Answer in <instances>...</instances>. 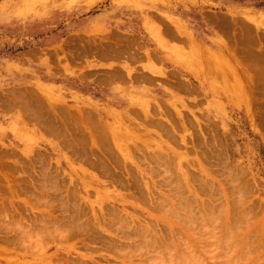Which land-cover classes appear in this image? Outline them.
Instances as JSON below:
<instances>
[{
    "label": "rangeland",
    "instance_id": "rangeland-1",
    "mask_svg": "<svg viewBox=\"0 0 264 264\" xmlns=\"http://www.w3.org/2000/svg\"><path fill=\"white\" fill-rule=\"evenodd\" d=\"M213 15L227 21L228 29L222 30L212 26L207 17ZM147 21L153 28L147 26ZM181 33L188 34L193 44L199 48L198 50L203 51L207 48L216 54L220 52V48L215 44L230 40L233 34L239 38L255 36L261 45L256 43L249 47L264 48V0H0V152L12 153L14 151L12 159L22 160L23 163H27L28 158L37 160L42 157L45 162L47 161L46 164H51L50 168H53L50 170L51 174L59 167L57 171L62 175L58 172L56 174L59 178L61 194H67L62 196L57 193L53 198H55L54 201L59 202L61 195L62 200L70 207L58 208L53 215L56 212L58 214L55 215L59 217L67 214L65 209L67 207L70 209L74 201L78 204L77 207L80 206L85 219L91 216L92 211L91 204L88 203H92L91 206L95 205V213L100 215V211L108 213L113 208L119 210L126 208L129 212H137L140 216L138 220L142 223L148 221L151 225H154L153 223L158 225L156 236L162 239L157 248L158 257L154 253L156 251H149V253H144L145 258L162 264V259L167 261L171 256L167 250L165 253V249L173 245L169 243L179 241L180 245L177 248L179 252L176 251L181 255H178V263L187 264L188 261L190 264V255H184L187 249L185 247L189 242V246L194 249L195 253L202 257L203 263L200 259L198 260L202 264H223L225 257L222 254H216L217 258L221 257L219 260L212 259L210 250L216 246L211 247L205 243V239L209 241V238L201 237L202 227L190 222V225H185L183 222L189 216L186 207L190 204L187 205L186 202L192 201L193 215L191 216L196 221L203 216L201 202L206 203L211 201L208 199L216 197L223 203L219 183L224 182L225 173L222 171L223 168L218 158L207 156L209 158L207 161V157L202 158L200 152L198 155L195 152L196 148L206 153L207 147L202 136L198 135L200 129L196 121L192 119V115H197L201 122L203 121L201 128L204 130L202 132H209L207 135L210 138L209 141L214 133L215 137L218 135L217 140L220 138L218 141L223 144L226 137L224 135L231 130L227 137L228 142L231 141L230 136L234 137L233 141L237 142L232 143L231 152L233 154H231L232 156L237 154L235 159L237 158L245 166L251 181L254 182L256 195L251 197L256 199L258 196L261 200H264V134L262 131L254 130L255 127L251 125L244 104L237 98V95L234 96L235 91L229 93L230 91L224 90L233 85V81L227 70L219 67L222 63L217 62L219 65L215 66L220 74H210L212 73L209 68L211 66L204 58L205 51L199 54L193 50L191 43L181 42ZM102 46L108 51L109 56H103L96 51ZM116 51H120L119 56H114ZM173 60H177L180 66ZM105 76H112L113 80L99 82L100 78ZM212 84L216 85L215 90L217 91L214 87L211 88ZM219 90L222 92H218ZM26 99L31 101L28 103L29 106L25 107L24 100ZM236 99L237 103H235ZM54 102L62 111H70L74 115L70 116L68 125L77 135H87L85 130L83 133L81 123L75 118L78 111H90L96 114L105 127L115 128L124 136L132 132L125 140L128 144L136 142L137 147L134 148L131 145L130 149L134 157L128 158L127 161L125 159L126 163L120 156L108 158L112 165L108 166L112 167L110 168L111 173L121 180L123 187L119 188L122 192L124 190V193L129 190L126 186L129 183L128 180L131 183L139 181L141 192L148 190V187L147 190L144 187L149 183L152 196L145 198L147 200L144 205V208H147L145 211L132 206L128 201L126 204L116 202L114 198H110L113 194L107 196L114 187L105 186L102 183L103 179L97 178L101 183L100 187L88 182L83 173V168L86 167L79 162L78 153L67 146L60 136H57L59 129H51L49 125L43 124V118H47L46 122H49L48 117L53 118L51 105ZM126 109H129V116L124 118V121L115 119L118 114L123 115L122 112ZM158 109H162L166 116L161 118L162 125L151 127L156 132H145L143 127L139 126L143 121L144 112L142 111L158 113ZM178 111L188 119L187 130L179 124ZM59 123L58 119L57 125ZM122 127L125 129L121 130ZM221 129H226L227 132L223 131L225 132L223 134ZM183 139H186V142ZM107 141L111 147L116 148L114 142L111 144L108 138ZM82 144L89 147L91 141L86 137V141ZM158 154L161 156L158 160L151 159L149 156H146L148 158L145 160L143 156ZM96 156L92 159H99L98 155ZM119 163L122 165L120 166ZM210 164H218L219 167L221 165V168H212L215 175L209 167ZM37 165L39 166L38 163ZM149 168H152V171ZM36 169L39 170V167ZM88 170L90 171L89 168ZM135 171L137 174H133L136 173ZM33 174L31 173L32 176ZM13 175L11 179L15 180L17 174ZM183 177L187 179L188 188H186V180ZM141 178H147L146 182H149L144 183L145 179L141 180ZM106 179L111 180L112 178ZM170 179L176 181L179 179L177 183L180 182L182 186L180 189L186 192H184V197L189 195L188 199L191 200L194 196L193 200L186 201L180 198L181 202H179L175 196L171 195L173 198L171 203L165 201L162 207L156 206L157 203L153 205L150 200L154 199L158 202L156 199L164 196L162 192L169 194L176 191L169 186L168 180ZM69 181L71 183L67 185ZM209 185L212 186L211 189ZM154 186L160 188L161 194ZM62 187H67V189H61ZM202 187L204 188L201 189ZM97 189L98 192L95 191ZM26 190L30 191V189ZM72 191L80 192L78 193L80 196L76 193L73 199ZM195 196L198 197L194 199ZM6 197L5 208L0 209V225L3 226L2 229L0 226V264H33L39 262V258H42L44 263L60 254L70 252L66 245L58 242L52 244V240L47 241V239L42 245L37 244L35 248L33 247L37 256L20 252L19 248L15 251L16 245L14 244V248L10 246L11 244L8 245L11 248L7 247L8 250L5 239L15 238L14 235L19 232L15 230L17 227L20 228L19 223L22 224L24 221L25 225L31 221H41V217L47 218L49 207L41 203V205L34 204L31 208V206H25L15 195L7 194ZM16 201L18 204L15 203ZM215 213H218L219 217L224 214L219 209ZM107 215L104 214L106 218ZM7 228L15 233L11 234L14 237L9 236L12 232H8ZM6 231L8 235L5 234ZM193 238L200 243L195 245ZM4 246L7 250L3 248ZM40 248L42 252L44 250V254L37 250ZM196 248H199L200 250H197L200 252ZM28 250L30 252V249ZM161 251L163 252L160 256ZM71 255L77 256L76 252ZM96 259L101 264H108L107 260ZM174 260L177 262V254ZM25 261L28 262L25 263ZM108 261L109 264H121L120 259L112 257Z\"/></svg>",
    "mask_w": 264,
    "mask_h": 264
},
{
    "label": "bare ground",
    "instance_id": "bare-ground-1",
    "mask_svg": "<svg viewBox=\"0 0 264 264\" xmlns=\"http://www.w3.org/2000/svg\"><path fill=\"white\" fill-rule=\"evenodd\" d=\"M207 19L209 20L210 24L217 29L224 30V29H228V27H229V23L227 21H225L223 19H218L215 15L208 16ZM147 26L149 28L150 27L153 28L152 26H150L148 21H147ZM257 26H259L258 23H257ZM243 37L244 36L239 38L235 34H233V36L230 40H227V41L225 40L223 42L216 43L215 46L220 48V52L219 53L217 52L218 54H216L215 52H213L211 50L209 51L207 48H205L203 51L198 50L199 48L193 44L192 40L190 39V36L186 33L182 34L181 42H183L184 44H186V43L190 44L191 43V45L194 47L193 50H195V52H197L199 54H201V52L204 53V51H205L204 58L206 59V62L209 63L208 65L211 66V67H209L212 71V73H210V74H214V75L220 74V72H217L218 68L216 69L215 66H216V64L219 65V63H217V62L222 63L221 65H219V67H224L227 70V73L230 75V78L233 81V85H231L230 87L225 86L227 88H224V90L230 91L229 93H231L233 90L235 91L234 96L237 95V98H239L240 101H242V104H244L246 113L250 117L251 125L253 128L255 127L254 130L255 131H262V133L264 134V129H263L264 128V48L259 47L257 49H252L251 47H249L252 44L257 43L259 46L261 45L260 42L258 41L259 39H257L255 36H247L246 38L245 37L243 38ZM252 37H254V38H252ZM179 39H180V37H179ZM124 44L127 45V43H124ZM96 51L100 52L103 56H109L108 51L103 46L97 48ZM119 52L120 51H116L115 55L114 54L113 55L119 56L118 55ZM173 61L176 64H178L176 62L177 60H173ZM214 68H215V70L213 71ZM111 80H113L112 76H109V77L105 76V77L100 78L99 82L103 81V83H104V82H108ZM209 83L211 85V81H209ZM213 87L215 90L216 85L214 86V84H212L211 88H213ZM222 90H219L218 92L221 93ZM215 91H217V90H215ZM236 92H237V94H235ZM224 93H225V91H224ZM227 95H228V92H227ZM14 96H17V95H14ZM229 96H227V98L231 97V96L230 97ZM30 101L31 100H28V99L24 100V102H26V105H24V106L25 107L29 106L28 103ZM126 101L128 102V100H126ZM233 102L234 101H232V103ZM237 102L238 101L236 99L235 103H237ZM27 109H29V107ZM51 110L53 112V118L51 119L50 117H48L49 122H46L47 118L42 117L44 120L43 124H45V126L49 125V127L51 129H59L57 131L59 133V135H57V136L58 137L60 136L61 139H63V141H65L67 146H69L70 148H72L74 151H76L78 153V155L80 157L79 162H82L83 165L86 167V168H83V173L87 177L88 182H90L92 185L95 184L98 187H100L101 183L98 182V179H103L102 183H104L105 186L109 185V187L112 186L115 188V189L113 188V191L110 192V194L107 196H111V194H113L110 198H114V200L116 202L118 201V202H121V204H123V203L126 204V202L128 201V203H130L132 206H134V207L136 206L138 209L145 211V209H147V208H144V205L147 202V200H145V198L146 197L150 198V196H152L150 194V193H152V191H151L152 189L149 190V186H148L149 181L146 182L147 178L146 179L143 178V179H145L144 183H148V184H146V187H144L145 189L148 187V190L146 189L147 190L146 192H141V187H140V184L138 183L139 181L138 182L135 181V183H133V182L131 183V181L128 180L129 183L126 186L129 188V190L127 191V193L126 192L124 193V190L122 192L121 189L119 188V187H121V188L123 187L121 180L118 177H116V175L114 173H111L112 167H109L111 165V163L109 162L108 158L110 159L113 157L120 156L121 158H123L124 162L126 163L128 158L132 159L134 157V155H132L133 152H131L130 149H131V145L134 148L137 147L136 142L128 144V142H126V140H125V138H128V136L132 132L130 131V133L128 135L124 136V135H122V133L117 131L115 128L105 127L104 124L99 120V118L97 117L96 114H94L90 111H84V112L78 111L75 118L81 123L83 133H85L84 132V130H85L87 132V135H85V134L77 135L76 133H74V130H72L70 128V125H68V123H69L68 120H69L70 116H74V115H72V113L70 111H66V110L62 111L60 109V107H58L55 102L52 103ZM122 113H123V115L118 114L117 118H115V119H117L119 121L120 120L124 121V118H127L129 116V109L124 110ZM142 113H143V121H142V123H140L139 126L143 127V130L147 133L156 132V130L152 129L151 127H157V126L162 125L161 118L166 117L163 114L164 112L162 109H158V113H149L147 110L142 111ZM191 113H192V111H191ZM177 115H178L179 120H180V122H179L180 126L184 130H187L186 129V123L188 121L187 117H185V115H183V113H181L180 111H178ZM58 119H59L60 123L57 125ZM130 119H132V117ZM192 119H194L196 121V124L198 125V127L200 129L198 135L202 136L204 144L207 147V150H206L207 154L205 153V151H199L196 148H195V152L197 153V155L200 152L201 153L200 155H202V158L203 157L205 158L207 156H209V157L215 156L216 159L218 158L219 162L221 163L222 168H223L222 171L225 173L224 182L219 181L220 182L219 188L221 189V192L220 191L219 192L222 193L221 196L223 199V203H222V200L220 201L216 197H213V198L210 197L211 199H208V200H211V201H208L206 203L200 201L201 202L200 207L202 208V215L203 216L200 217L198 219V221H196V219H193V217L191 216V215H193L191 212V209H192V201L191 200H193L194 196L192 197L191 200L188 199L189 198L188 194H186V195H188V197L187 196L184 197L186 192L184 191L185 192L184 193L181 190L182 186H181L180 182L177 183V181L179 179L177 181L171 180V179L168 180L170 183L169 186L172 187L173 190H176V191L169 193V194H165V192L163 194V192H162V195H164V196L160 199L157 198L156 200H158V202H156L154 199L150 200V202L151 203L153 202V205H154V203L155 204L157 203L156 206L159 205L160 207H162V205H163V203H165V201H169L170 203H171V201H173L172 196H175L176 197L175 199H178L179 202H181L180 198H183L186 201H188V200L191 201L190 203H188V202L185 203L187 205L190 204L189 207H186L188 209L189 216L183 222L185 225L186 224L190 225V223L191 224L195 223V225L198 224L199 227L200 226L202 227L203 232H202V234L200 233L201 237L203 238V236H206L207 238H209V241H206L207 239H205V243L211 247L216 246L212 250H210V253L212 254V257H213L212 259L219 260L221 257L218 256V258H217L216 254H222V255H224L223 257H225L223 264H264V200L263 199L261 200V198H259L258 196L256 199L251 197L253 195H256V193H255L256 187L254 185L253 180L251 181L249 173H248L247 169L245 168V166L242 163H240V161L237 158L235 159V157L237 155L236 152H235L236 155L232 156L233 152H231V149L233 148L232 143L235 142V141H233L234 137H231V136H230L231 138L229 137V139H231V141H230L231 143L228 142V139H227L228 134L231 132V130L229 129L230 132H228V134L224 135V137L226 136L225 140H223L224 143H223V141H221L223 144H221L218 141L220 138L217 140L218 135H217V137H215L214 133H212V132H211L212 133L211 141H209L210 138L207 136L209 132L208 133L206 131L202 132V130H204L203 128H201L203 121L201 122V119H199L197 117V115H192ZM58 126H60V128ZM124 129L125 128L122 127L121 130H124ZM221 130H222V133H223V131H226V129L225 130L221 129ZM85 136L88 139H90V141H91V146H89V147L88 146L85 147L82 144L83 142L86 141ZM107 138L109 139L111 144L114 142L116 148L111 147L108 144ZM183 140L186 142V139H183ZM98 141L100 142L99 144L97 143ZM235 143H237V142H235ZM93 144H97V145L94 146ZM96 155H98L99 159H97V160L92 159ZM12 156H14V151H12V153L11 152H0V177L2 178L0 180V209L4 210V208H5L4 202H5V200H7L6 196L8 194L10 196L15 195L19 200H21V202L25 206H31V208L34 206V204H40L41 205V203H43L45 206L48 205L49 212H48L47 218L41 217V219H42L41 221H36L34 218L33 219V220H35L34 222L31 221L30 223H27L25 225L23 224L24 221L22 224L19 223L20 225L16 223L20 227V228L17 227L15 229V230L19 231V232L17 231L18 235L17 234L14 235L15 236L14 239H10V238L5 239V242L7 243V244L5 243L7 245L6 248L10 244H11L10 245L11 247L16 245L15 246L16 249H14L15 251H17V248H19L20 252L23 251V253H29V254H33V255L37 256L38 254L35 253V250H34L35 245H37V244L42 245L44 240L47 239V241L52 240V242H51L52 244L55 242H58L59 244L66 245L70 252L66 253V254H60V255L56 256L55 258H53L52 260H49V261L44 262V263L42 262L43 261L42 258H39V262H35L33 264H39L40 262H42V264H101L100 261L97 260L96 258H102V261L107 260V262L109 264L108 260L110 259V257H112L114 259H120L121 264H157V263H154L151 260H149L147 257L145 258L143 256L144 253H146V252L149 253V251H153V252L156 251V252H154L156 256L158 254L157 248L160 245L159 243L162 242V239L161 238L158 239L156 236V232H157L156 229L158 226L157 224L155 225V223H153L154 225H151V222L149 224L148 221L146 223H142L140 220H138V218L140 216L137 215V212L136 213L131 212V211L129 212V211H127L128 209L126 210V208H125V210H119V209L113 208V209H110V212H108V213H106L107 212L106 210H105L106 212L100 211L99 212V213H101V215H100V214L95 213V211H96V210H94L95 205L91 206V205H93L92 203H88V204H91L90 207H92V209L90 208L92 210L90 213L91 216L89 215L90 217L85 219L83 217L84 215H83V212H82L80 206L77 207L78 204L75 203V201L73 202V205L70 209H68V207H67V209H65L66 212H68L67 214H63V215L61 214L62 216L59 217L58 215H55L57 213L56 212L53 215V212H55L56 209H58V208L62 209L63 207L65 208V206H69V204H67V202H64L62 200L63 199L62 196H64L67 193L62 192L64 195L61 194L60 184H59L60 182H58L59 178L57 177L58 175L56 174L58 172L57 170H59V167L56 166L58 168H56L53 171L55 173V174L53 173L54 174L53 175V174H51V171H50L53 169V168L52 169L50 168L51 164L50 165L46 164L47 161L45 162V159H42V157H41V159H37V160H33L32 158H28L27 163H23L22 160L20 161L18 159H14V158L12 159ZM143 156L145 157V160L148 158L146 156L151 157V159L155 158L156 160H158L159 157H161L160 154L154 155V156H150V155H143ZM168 158H166V159H168ZM125 159H126V161H125ZM208 159L209 158L207 157V161H208ZM139 160H141V159L139 158ZM120 162L124 163L123 161H120ZM37 163L39 164V166L37 165ZM119 165H120V163H119ZM147 165H149V163ZM160 165H162V163ZM221 165L219 167L218 164H216V165L210 164L209 167L214 174L215 173V171L213 170L214 167L215 168L216 167L221 168ZM36 167H39V170H37ZM88 168L90 169V171L88 170ZM143 168H145V167L143 166ZM137 169L138 168H136V170ZM125 170H126V168H125ZM134 170H135V168H134ZM149 170L152 171V168H149ZM137 171H135L136 173H133V174H137ZM15 173L17 174L15 177V180H12L11 177L14 176L13 174H15ZM31 173H34L33 174L34 176H32ZM58 173L60 174V172H58ZM141 174L142 173L140 172V175ZM60 175H62V174H60ZM120 176H121V174H120ZM141 177H142V175H141ZM22 178H23V180H22ZM63 178H65V177H63ZM104 178H105V180H104ZM106 178H112V179L108 180ZM183 178H185L186 181L185 180L184 181L186 184L187 179H186V177H183ZM217 178L219 179L218 176H217ZM143 179L141 178V180H143ZM130 180H131V178H130ZM150 181H151V179H150ZM180 181H181V178H180ZM71 182H72V180H71ZM71 182L69 181V183H67V185L70 184ZM140 183L142 184L143 182L140 181ZM163 183H165V182H163ZM201 184H203V183H201ZM74 185H76V183H74ZM187 185H188V183L186 184V188H188ZM109 187H106V188H108V190H110ZM210 187H212V186L209 185V188ZM64 188L67 189V187H64ZM64 188L62 187L61 189H64ZM76 188H78V187H76ZM139 188H140V191H139ZM154 188H156V187L154 186ZM203 188L204 187H202L201 189H203ZM213 188H214V186H213ZM216 188H218V187H216ZM26 189H30V191H27ZM104 189H105V187H104ZM156 189L161 194L160 188H156ZM215 190H217V189H215ZM95 191L98 192V189ZM154 192L156 193V191H154ZM57 193H60L62 195V196L60 195V197H59V200H60L59 202H56L58 200L54 201L55 198H53L54 195H56ZM76 193L78 195V193H80V192L72 191V198L73 199L76 197ZM190 193H191V190H190ZM21 194H23L25 196L21 197L20 196ZM105 194H107V192H105ZM198 194H200V193H198ZM212 194H214V193H212ZM168 195H170V196H168ZM78 196H80V195H78ZM157 196H158V194H157ZM55 197L57 198V196H55ZM197 197L195 196L194 199H196ZM253 197H255V196H253ZM66 199H68V198L66 197ZM99 199H101V198H99ZM13 200H16V199H13ZM202 201H203V198H202ZM112 202H113V199H112ZM175 202H173V203H175ZM15 203L18 204L17 201ZM196 203H195V205H197ZM12 204H11V206H12ZM187 205H185V206H187ZM7 206H10V205H7ZM189 209H190V211H189ZM217 209L221 210V212L224 213L223 216L219 217L218 213H215V211H217ZM100 210H103V209H100ZM62 212H65V211H62ZM69 212H71V213H69ZM102 213H104L105 215L108 214L107 218ZM176 213H178V212H176ZM18 214H19V212H18ZM1 215H3V214H1ZM87 215H88V213H87ZM11 216H13V215H11ZM19 219H21V218H19ZM15 220H16V218H15ZM26 222H27V220H26ZM5 224H4V227H5ZM11 226H13V225H11ZM181 226L184 227L183 225H181ZM2 228H3V226H1V229ZM13 228H14V226H13ZM13 228H12V230H13ZM5 230H6V227H5ZM7 231L12 232V231H9L8 228H7ZM7 231L5 232V234H7ZM13 233L14 232L9 233V236ZM160 234H163V233H160ZM171 235H172V233H171ZM14 236L11 235V237H14ZM4 237H5V235H4ZM199 237H200V235H199ZM170 238H172V237H170ZM163 240H165V239H163ZM168 240H169V238H168ZM168 240H166V241H168ZM192 240H193V242H195V245L197 243H200V241L196 240L195 238H193ZM169 242H171V241H169ZM183 242L186 243L185 241H183ZM2 243L3 242L1 240V244ZM169 244H173V245L172 246L169 245L168 248L169 247L170 248L165 249V253L167 250V253H169L171 256L169 257V256L165 255L169 258L167 261L162 259V262L164 264H181V263H178V259H179L178 255H181V254L177 253V251H178L177 248L180 245V242L179 241H177V242L172 241V243H169ZM47 245L48 246L50 245L49 242ZM2 246H3V244H2ZM211 247H209V248H211ZM3 248L5 249V246ZM8 248H10V247H8ZM185 248H187V249H186V253H184V255H186V254L190 255L189 256V258H190L189 263L190 264H192V263L193 264H202L203 263L202 257H199V255H197L195 253L194 249L191 248V246H189V242H187V246ZM7 249H5V250H7ZM28 249H30V252H32V253H30ZM197 249H199V248H196V250ZM37 250L41 251L42 248L37 249ZM217 250H218V252H217ZM1 251H2V247H1ZM43 252H44V250H43ZM43 252L41 251V253H43ZM73 252L74 253L76 252L77 256H72L71 254ZM162 252L163 251L160 252V256H161ZM198 252H200V251H198ZM7 253H9V252H7ZM176 254H177V262L174 260V258L176 257ZM152 255H154V254H152ZM152 255H149V256H152ZM156 256H155V258H156ZM191 257H195V258H191ZM157 259H159V258H157ZM199 259L202 263L200 261H198ZM26 262H28V261H25V263ZM162 262H160V263H162ZM29 263H30V261H29ZM104 264H106V263H104ZM187 264H188V261H187Z\"/></svg>",
    "mask_w": 264,
    "mask_h": 264
}]
</instances>
